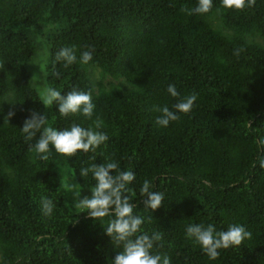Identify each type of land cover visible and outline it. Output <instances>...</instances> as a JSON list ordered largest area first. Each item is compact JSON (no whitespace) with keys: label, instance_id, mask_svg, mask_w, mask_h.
<instances>
[{"label":"trees","instance_id":"16d2710c","mask_svg":"<svg viewBox=\"0 0 264 264\" xmlns=\"http://www.w3.org/2000/svg\"><path fill=\"white\" fill-rule=\"evenodd\" d=\"M196 2L0 0V264H111L120 251L105 235L107 217L94 221L71 206L53 153L41 160L30 149L36 138L26 141L19 127L31 111L46 112L57 128L103 122L104 144L62 159L84 196L95 182L79 176L82 167L112 160L132 170L134 212L145 232L161 233L153 251L171 264H264V169L254 166L264 155V0L243 9L212 0L207 13L192 14ZM65 46L76 49L72 65L53 62ZM89 46L93 59L81 65ZM39 53L50 87L91 93V119L60 117L39 102L27 67ZM170 83L179 97L167 93ZM190 94L188 113L166 128L155 124L154 106L171 108ZM145 179L164 195L155 211L137 191ZM41 196L53 201L50 216L40 212ZM189 223L241 224L251 235L209 260L185 236Z\"/></svg>","mask_w":264,"mask_h":264},{"label":"clouds","instance_id":"9594fccd","mask_svg":"<svg viewBox=\"0 0 264 264\" xmlns=\"http://www.w3.org/2000/svg\"><path fill=\"white\" fill-rule=\"evenodd\" d=\"M253 2L254 0H221L223 7L235 9L250 7ZM211 6L212 0H197L196 6L190 9V12L204 14ZM78 59L81 65H87L93 59L91 46L80 51ZM76 61L74 46L61 47L54 53V63L62 62L64 66H68ZM39 68L42 71V68ZM38 86L41 89L39 102L44 108L48 109L55 105L56 113L60 117L75 114L85 119L93 117L95 105L90 92L73 88L62 93L46 84ZM166 91L173 98L179 97L174 84H168ZM195 100L196 95L190 94L177 99L171 108L167 104L154 106L153 110L158 113L155 124L166 128L170 121L179 118L180 113H188ZM14 115L13 111H9L3 120L9 121ZM102 126L103 122L97 117L87 127L73 122L67 127L57 128L48 123L46 112L31 111L19 128L26 141L36 138L30 149L39 156V159L47 160L53 151L59 156L69 158L79 152H94L108 140V135L100 130ZM258 144L264 149V138H260ZM255 163L264 169V155L258 154L254 166ZM89 173L95 182L88 189L89 195H82V185L78 182L68 184L67 188L75 194L74 207L82 210L79 213L85 212L94 221L108 218L106 227L103 226L105 235L111 239L114 247L120 248L111 259V264H171L167 254L153 251L154 245L158 247V242L162 240L161 233L152 231L149 234L143 230L141 226L144 218L134 212L136 205L127 195L128 186L134 181L135 173L130 169L121 170L118 163L112 160H105L100 164L92 163L79 170L80 177H86ZM137 191L146 209L155 211L164 200L163 193L152 190V185L147 179L142 181ZM39 207L41 214L47 217L52 214L54 204L50 198L41 196ZM250 235L251 233L241 224H229L225 230H216L212 223L207 225L189 223L185 227V236L198 244L209 260L216 259L219 249L239 246Z\"/></svg>","mask_w":264,"mask_h":264},{"label":"rangeland","instance_id":"374dc122","mask_svg":"<svg viewBox=\"0 0 264 264\" xmlns=\"http://www.w3.org/2000/svg\"><path fill=\"white\" fill-rule=\"evenodd\" d=\"M50 26L54 28V26H56V25H50ZM48 37L49 36L46 35L45 33L41 34L40 36L38 34L37 40L39 42H44V40H46V38H48ZM41 55L42 54L39 53L36 56V58H34L33 60H31L30 62L27 63V67L30 70L33 81L35 82V85H36L39 92L41 91V89L38 85L46 84L47 86H50L48 81H47L46 65H47L48 61H47V59L45 60L44 58H41ZM39 67L42 68V71L40 70ZM93 72H94V74H93L94 78L98 79L99 70L94 69ZM108 81L117 82V80L112 79L111 77L105 79V82H108ZM50 108H48L47 111H49ZM53 156H54L55 161L57 162V170L60 172V174L62 176L63 183L67 189V198H68L71 206L74 208V210H77L74 207V201L76 199L75 194L67 188L68 184H74V183H77V181H76V179H73V177H74L73 172H72L71 168L68 166V164L62 159V156H59L54 151H53ZM77 211H80V210H77Z\"/></svg>","mask_w":264,"mask_h":264}]
</instances>
